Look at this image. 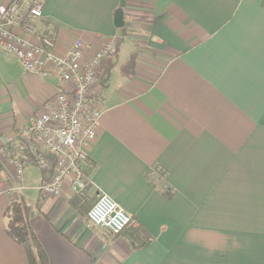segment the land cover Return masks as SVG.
<instances>
[{
    "label": "crops",
    "instance_id": "obj_1",
    "mask_svg": "<svg viewBox=\"0 0 264 264\" xmlns=\"http://www.w3.org/2000/svg\"><path fill=\"white\" fill-rule=\"evenodd\" d=\"M119 4L45 0L29 36L53 37L59 53L80 37L87 55L120 38L89 91L102 109L86 151L89 200L68 183L41 195L42 171L24 169L16 197L32 210L48 264H264V0H125L116 28ZM57 82L0 51V144L33 121ZM0 167L10 186L12 170ZM99 192L132 218L119 234L86 217ZM8 206L0 195V264H28L6 233Z\"/></svg>",
    "mask_w": 264,
    "mask_h": 264
},
{
    "label": "built area",
    "instance_id": "obj_2",
    "mask_svg": "<svg viewBox=\"0 0 264 264\" xmlns=\"http://www.w3.org/2000/svg\"><path fill=\"white\" fill-rule=\"evenodd\" d=\"M45 0H7L0 4V51L16 58L32 74L57 77L54 97L43 104L41 112L21 128L13 141L0 144V160L12 170L13 181L5 186L0 176V195L9 203L25 188L24 169L35 166L43 180L35 187L41 195L59 196L69 184L72 196L89 200L90 166L86 151L94 142L102 109L88 99L97 81V69L116 57L120 38L106 36L87 55L90 48L74 37L64 53L48 35L30 39L42 18ZM21 31V32H20ZM90 224L119 234L132 224L131 216L103 192L96 194L86 212Z\"/></svg>",
    "mask_w": 264,
    "mask_h": 264
},
{
    "label": "trees",
    "instance_id": "obj_3",
    "mask_svg": "<svg viewBox=\"0 0 264 264\" xmlns=\"http://www.w3.org/2000/svg\"><path fill=\"white\" fill-rule=\"evenodd\" d=\"M84 175L86 176L85 173ZM31 216V208L15 197L6 211V233L22 245L28 264H48L46 255L31 230ZM139 238L145 240L144 234Z\"/></svg>",
    "mask_w": 264,
    "mask_h": 264
},
{
    "label": "water",
    "instance_id": "obj_4",
    "mask_svg": "<svg viewBox=\"0 0 264 264\" xmlns=\"http://www.w3.org/2000/svg\"><path fill=\"white\" fill-rule=\"evenodd\" d=\"M124 6H125V0H120L119 8L115 11L113 17V24L116 28H121L124 26V15H123Z\"/></svg>",
    "mask_w": 264,
    "mask_h": 264
},
{
    "label": "rangeland",
    "instance_id": "obj_5",
    "mask_svg": "<svg viewBox=\"0 0 264 264\" xmlns=\"http://www.w3.org/2000/svg\"><path fill=\"white\" fill-rule=\"evenodd\" d=\"M5 53V52H4ZM7 54V53H6ZM7 55H9V54H7ZM10 56V55H9ZM4 82V81H3ZM4 83H6V82H4ZM37 170H38V168H37ZM37 170H35L36 172H37ZM37 185H35V187H36ZM28 193H32L33 191H27ZM26 192V193H27Z\"/></svg>",
    "mask_w": 264,
    "mask_h": 264
}]
</instances>
